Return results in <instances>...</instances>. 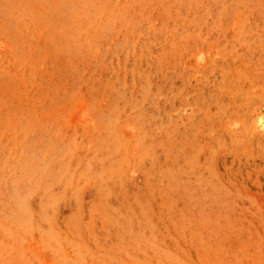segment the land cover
I'll return each instance as SVG.
<instances>
[{"label": "rangeland", "instance_id": "374dc122", "mask_svg": "<svg viewBox=\"0 0 264 264\" xmlns=\"http://www.w3.org/2000/svg\"><path fill=\"white\" fill-rule=\"evenodd\" d=\"M0 264H264V0H0Z\"/></svg>", "mask_w": 264, "mask_h": 264}]
</instances>
